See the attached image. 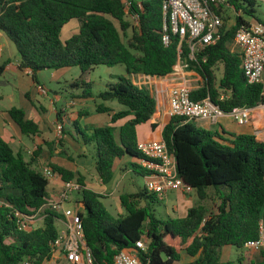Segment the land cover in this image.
Segmentation results:
<instances>
[{
	"label": "trees",
	"instance_id": "16d2710c",
	"mask_svg": "<svg viewBox=\"0 0 264 264\" xmlns=\"http://www.w3.org/2000/svg\"><path fill=\"white\" fill-rule=\"evenodd\" d=\"M131 1L139 15L136 25L127 19L124 0H0V31L18 49V68L31 70L34 81L42 70L79 67L82 74L73 85L83 84V98L93 97L91 84L84 82L83 76L99 65H124L128 74L162 78L172 74L180 60L203 80L192 91L194 100L210 97L226 113L264 105V83L247 81L241 55L231 49L242 25L264 22L255 15V0H230L236 12L242 10L253 21L237 15L234 25H224L221 39L196 52L195 58H191L187 39L181 41L178 35H171L170 43H164L166 0ZM218 12L225 15L226 9L221 6ZM74 19L81 21L79 32L63 41V28ZM220 66L218 82L216 72ZM4 70L5 65L0 66V75ZM99 97L116 100L124 108L112 114L110 124L90 132L76 126L74 139L84 147L95 146V170L106 185L114 179L118 160L143 157L138 149L137 127L152 120L157 100L148 89L126 76H119ZM97 111L112 110L102 104ZM9 115L22 134H40L39 125L28 118L23 108L13 107ZM130 116L117 136L115 124ZM152 128L155 130L157 124L153 123ZM158 139L164 140L175 154L185 189L195 190L201 201L209 198V190L215 192L213 209L201 203L190 207L184 217L162 219L152 207L160 200L144 189L122 194L120 201L126 212L114 217L101 194L83 188L79 192L83 207L79 214L94 263H112L119 252L134 248L144 239L148 247L139 250L143 264H220L225 246L244 248L248 241L256 239L259 222L264 219V141L254 133L235 134L233 139L223 140L218 132L196 129L188 119L170 116ZM39 153L36 151L35 156ZM34 160L27 161L22 153H16L0 135V264H21L25 260L45 264L54 256L52 243L58 238L56 223L62 214L46 207L50 181L34 167ZM50 167L64 181L76 180L86 186L80 172L54 163ZM133 167L146 176L147 170L140 164L133 163ZM41 208H45L46 215L43 225L29 232L19 230L14 212ZM260 252L261 259L251 264H264V250ZM184 254L192 260L184 262Z\"/></svg>",
	"mask_w": 264,
	"mask_h": 264
},
{
	"label": "built area",
	"instance_id": "2783aa9c",
	"mask_svg": "<svg viewBox=\"0 0 264 264\" xmlns=\"http://www.w3.org/2000/svg\"><path fill=\"white\" fill-rule=\"evenodd\" d=\"M229 1L166 0L163 4L164 43L166 45L170 43L171 35H178L181 41L187 39L191 48V58H195L196 52L216 44L221 39L225 19L224 14L219 13L218 9L221 6L234 9ZM255 2L264 5V0H255ZM124 3L128 15L131 14L136 24H138L139 15L133 10L132 1L124 0ZM237 14L248 20V15L242 10ZM1 37L0 34V57L3 51ZM232 44L233 51H237L241 55V68L247 81L251 84L264 83V22L254 21L249 25H242L236 31ZM180 62L182 67H175L174 72L169 76L186 77L185 69L188 67L182 61ZM194 89L190 86L187 77L185 82L176 83L170 88L168 109L170 117L207 122L210 125L219 124L220 120L226 115H231L240 125H249L253 120L254 109L235 108L232 112L226 113L210 97L194 100L191 96ZM41 92L47 94L44 88H41ZM56 131L58 137L61 138L64 131L63 123L56 124ZM138 149L143 155L140 159V165L147 170L145 177L147 192L156 195L160 201H163L171 193L191 190L184 188L178 174L177 158L169 150L164 140L141 141L138 143ZM43 173L47 178L59 175L55 174L51 168H44ZM83 188L85 187L76 180L63 181L58 196L49 198L46 205V207L57 210L65 217L64 228L59 230L58 238L52 243L55 258L61 259L65 264H95L92 251L86 243L84 224L79 214V205L78 207H67L71 202V194L80 192ZM44 209L30 212L16 210L14 216L19 230L29 232L42 226L38 225L40 222H44L46 216ZM147 247V243L144 239H141L136 242L134 248L119 252L113 262L109 264H143L139 256V250L145 251ZM245 247L253 251L264 250V219L259 222L258 237L248 241ZM21 264L31 263L25 260Z\"/></svg>",
	"mask_w": 264,
	"mask_h": 264
},
{
	"label": "rangeland",
	"instance_id": "374dc122",
	"mask_svg": "<svg viewBox=\"0 0 264 264\" xmlns=\"http://www.w3.org/2000/svg\"><path fill=\"white\" fill-rule=\"evenodd\" d=\"M142 1V0H136ZM226 14L224 15L226 20L225 24L227 27H231L234 25L237 17V12L230 7H226ZM255 15L261 19H264V5L261 3H256L254 6ZM127 19L133 24L136 25L135 19L132 15H128ZM248 20H252L253 18L247 16ZM81 24L79 19H74L70 21L62 31V38L65 40L71 37V30L78 24ZM119 26V25H118ZM3 39L2 43H6L4 51H2L0 57V66L5 65L9 62L15 63L20 59V54L16 45L9 39V37L0 31ZM132 34V29H129L128 36ZM126 40V39H125ZM231 49L234 50L233 44H231ZM181 62L179 61V65ZM184 65V64H183ZM178 67V66H177ZM81 69L79 67H72L67 69H49L42 70L37 73V81H34L32 76L27 75H19L15 72V70L5 71L0 75V116H5L9 114V110L13 107H24L25 104H30V101H33L37 106L42 104L46 107L47 113L44 116L47 119L48 123H51L55 120V113L52 110L53 107H58L59 109H63L66 106L67 101L72 99V95L80 94L82 95L83 91L86 89L83 84H79L78 86H74L73 83L81 77ZM186 77L190 82V86H195L201 84L203 80H195L196 75L193 71L188 68L185 69ZM218 82L219 78L222 75V66L216 72ZM119 76H129L127 74L126 68L124 65H117L114 67H108L106 65H99L94 69L88 71L84 76L83 80L86 83L91 84V90L93 93V97L91 98H82L79 104H77L72 109H84L86 113L82 117H78L77 114L69 113L67 115V121L63 123L66 127L68 133L73 134L76 137V126L84 131L90 132V130L94 127H98V118L100 121H104L105 114L97 111L99 105L110 106L113 109H123L124 107L118 103V101H104L99 97V94L106 91L108 89V85L111 83H115L118 80ZM133 81V76H129ZM154 85L155 83L152 82ZM41 88H44L47 91V94H43L41 92ZM38 90V91H37ZM24 91H28L30 98H26L24 95ZM70 112V110H69ZM30 113V112H29ZM190 122L196 127V129H202L197 123L190 120ZM106 122H103V124ZM101 124V125H103ZM104 124V125H105ZM142 127L140 129V137L153 135V131L149 124H141ZM252 125V121L249 124ZM256 125L261 126L263 128L264 133V105H260L256 109ZM258 129V128H257ZM261 132H257V136L260 141H264V137L260 135ZM58 138V137H57ZM155 139V138H153ZM29 145L32 146V143L29 139H27ZM17 149V147H16ZM72 149V148H71ZM86 153L85 156H79L80 153H77L74 150H71L75 157L73 160L78 163V166L81 167V174L85 178V185L87 183H91L94 185H101V181L99 182L97 179V172L95 170V161H96V149L94 145H88V147H83ZM45 158L49 156L45 154L43 151L39 153V156H34V154L26 155L28 160L32 158ZM47 158V159H48ZM133 163L140 164L139 159H135L132 161ZM125 169L117 170L116 178L114 183L110 182L107 185L108 189L103 193L102 202L106 206V208L110 211V213L114 217H119L125 214V209L121 205L120 196L124 193H137L143 191L145 189L146 179L145 177L137 173L133 167V164L129 165V171L126 173ZM51 177L49 178L50 182L52 181ZM91 185V186H93ZM99 188V187H98ZM98 190V189H97ZM48 193L52 194L50 187L48 186ZM209 198L205 201H201L198 198L197 192L195 190H187L185 192L177 191L175 193H171L166 200L154 202L152 203V207L157 215V217L162 219H168L169 217H183L186 215L188 209L194 205L205 204L209 207V209H213L215 203V192L213 190H209ZM81 200V194L79 192H74L71 194V202L74 205ZM83 210V207H80ZM57 227L59 230L63 229L64 226L60 221H57ZM43 225L42 222L39 223L38 226ZM240 259H243V262L240 263ZM261 259L260 251H251L248 248H238L235 246H225L222 249V257L221 263L225 264L228 261L234 262L235 264H251L253 261H259ZM62 260L54 258L53 261H48L45 264H51L56 262V264H60ZM62 264H65L64 262Z\"/></svg>",
	"mask_w": 264,
	"mask_h": 264
},
{
	"label": "crops",
	"instance_id": "0c3cea01",
	"mask_svg": "<svg viewBox=\"0 0 264 264\" xmlns=\"http://www.w3.org/2000/svg\"><path fill=\"white\" fill-rule=\"evenodd\" d=\"M235 24V23H234ZM81 24L79 23L78 25H76L70 32L71 34H76L79 32ZM72 35V36H73ZM62 37V34H61ZM70 38V37H69ZM67 39H63V41L68 40ZM3 39V36L1 37V40ZM3 44V51L5 48L6 43H2ZM21 58L19 60H17L15 63H12L10 60L8 63L5 64V71H9V70H15L16 73H18L19 75H27V76H32L31 75V70H25V71H21L18 66L20 64ZM178 67H182L181 65H179V62L177 64ZM176 66V67H177ZM67 69V68H65ZM181 69V68H179ZM196 77L195 80H202V78H200L195 72H193ZM128 74V73H127ZM129 76H133V82L142 88H146L150 91V93H152L156 100H157V111L154 114L152 120L146 124H149L151 126V129L153 131V135L151 136H145L143 137L142 141H146V140H151L153 138L158 139V133H160L163 130L164 124L167 120V118L169 117L168 115V109H169V91L170 88L175 85L176 83H183L186 81V77L183 76H177V77H171V76H166V77H162V78H158V77H151L148 75H144V74H128ZM129 76H126L128 78H130ZM149 80V81H148ZM154 82L155 84L152 85ZM201 84L192 86L193 88H198V86H200ZM38 91V90H37ZM24 95L26 98H30L29 92L28 91H24ZM83 97H81L80 94L76 95H72V99L67 101L66 106L63 109H59L58 107H53L52 106V110L55 113L56 117L55 120L52 121L51 123L47 122L46 117L44 116V114L47 113V109L45 106H43L42 104H40L39 106H37L33 101H30V104H25L23 108L26 113L28 118L33 119L40 127V134L39 135H32V136H26L24 134H22L21 129L19 128V126L12 120V118L10 117V115L8 114L7 117L5 116H0V135L12 146V148L14 149V151L16 153H22L25 156V159L27 161H29L26 158V155L29 154H34L35 156V152L39 151V152H44L45 154H47L49 156L45 157V158H38L34 160V167L40 169L43 171L44 168H51L50 164L54 163V164H58L60 166H63L73 172H82L81 167L78 166V163H76L73 158L75 157L74 153L71 150L74 151H78L77 153H81L79 154V156H85L86 153L84 152L85 150L83 149V145L80 144L79 142H77L74 139L73 134L68 133L66 130V127L64 126V131H63V135L61 138L58 137L57 131H56V124L58 123H64L65 121H67V115L69 113L72 114H77L78 117H82L86 111L84 109H72L73 107H75L77 104H79ZM112 111L108 112V113H103L105 114V119L103 122H106L105 125H108L111 123V118H112V114L115 112H118L122 109L118 108V109H113L110 106H108ZM256 109L254 110V113L252 115V125L253 127H251V125H240L238 124L235 119L231 116V115H226L224 116L219 124L217 125H210L207 122H197V121H193L195 123H197L199 126H201L204 129H208V130H212L214 132H218V134L220 135V137L223 140H230L233 139V135L235 134H243V133H254L257 136V132H261L260 135H262V137H264V133H263V128H261V126L256 125ZM70 110V112H69ZM30 112V113H29ZM101 113V112H100ZM131 118L128 117L126 119H122L119 120L115 126L117 127V136L119 134V130L121 128V126L123 124H125L127 122V120H129ZM98 127L99 126H104L103 122L100 121V118H98ZM157 124V128L154 130L152 128V124ZM103 124V125H101ZM142 125H139L137 127V133H138V141L141 142V137H140V129H141ZM258 128V129H257ZM58 137V138H57ZM258 138V136H257ZM27 139H29L32 143V146L28 144ZM259 140V138H258ZM17 147V149H16ZM72 148V149H71ZM39 156V155H38ZM48 158V159H47ZM135 158L131 157V156H126L124 157L122 160H118L115 166V176L114 179L111 181L112 184L115 181L116 178V173L117 170L121 169H125L124 171L127 173L129 171V165L133 164L132 161H134ZM52 169V168H51ZM84 173V172H82ZM85 175V173H84ZM146 177V176H145ZM97 179L100 182V178L97 175ZM50 181V180H49ZM63 179L60 175H56L54 178H52V181L49 183V187L52 191V194L48 193L49 198H55L58 196L60 190L62 189V184H63ZM93 184H89L87 183L85 188L94 190L95 192L103 195V193L105 191H107V185L108 184H103L101 182V185H94L91 186ZM99 187V188H98ZM98 189V190H97ZM80 200H78V202L74 205L73 202H70L67 207H73V206H77L79 205V210L80 207L82 206L79 203ZM187 214V213H186ZM63 215V214H62ZM57 220L60 221L63 225L65 217L62 216ZM186 216V215H185ZM184 217V216H183ZM253 251V250H251ZM222 257V255H221ZM55 258V256H53V259ZM53 259L51 261H53ZM58 260V259H57ZM192 259L190 257H188L186 254L183 255V261L184 262H188L191 261ZM50 261V262H51ZM63 261L60 262V264H62ZM53 264V263H51ZM54 264H56V262H54ZM220 264L221 261H220Z\"/></svg>",
	"mask_w": 264,
	"mask_h": 264
}]
</instances>
